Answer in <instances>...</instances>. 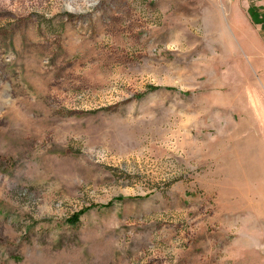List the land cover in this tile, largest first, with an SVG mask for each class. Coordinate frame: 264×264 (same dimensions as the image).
<instances>
[{"label":"rangeland","instance_id":"obj_1","mask_svg":"<svg viewBox=\"0 0 264 264\" xmlns=\"http://www.w3.org/2000/svg\"><path fill=\"white\" fill-rule=\"evenodd\" d=\"M0 264H264V0H0Z\"/></svg>","mask_w":264,"mask_h":264},{"label":"crops","instance_id":"obj_2","mask_svg":"<svg viewBox=\"0 0 264 264\" xmlns=\"http://www.w3.org/2000/svg\"><path fill=\"white\" fill-rule=\"evenodd\" d=\"M238 9H239V11H238ZM238 9H237L236 13H240L239 15L245 20L243 22L234 20L233 27H235V29L237 31V34L235 32L233 34L235 35V39L238 42V47H240V49H242L244 53H245V50H246L247 53L250 50L249 52H250V55L252 56V52L255 49V48H253V44H254V46L257 45V47H259V48H261V46H260V43L256 39H254L255 37L251 39L252 42L250 43V41L248 40L247 36L244 35V32H243L242 29H243V27H246V26L248 28V24L250 23V20L247 17H245L243 12H240L241 11L240 8H238ZM245 21L247 22V24L245 23ZM236 23H237V25H235ZM243 46H244L245 50H244ZM256 64L260 65L259 60L258 61L256 60ZM262 73H263V71H262Z\"/></svg>","mask_w":264,"mask_h":264}]
</instances>
